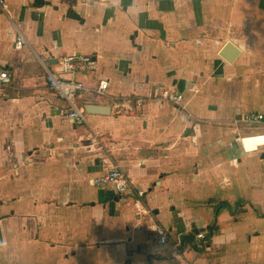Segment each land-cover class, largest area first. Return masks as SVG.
<instances>
[{
    "label": "crops",
    "instance_id": "1",
    "mask_svg": "<svg viewBox=\"0 0 264 264\" xmlns=\"http://www.w3.org/2000/svg\"><path fill=\"white\" fill-rule=\"evenodd\" d=\"M4 2L0 67L16 88L0 90V264H264V146L238 143L264 134L242 116L264 115V0ZM229 44L240 50L232 62ZM73 53L97 61L78 79L109 83L79 100L94 106L87 120L109 158L82 149L48 89L47 70ZM161 85L183 107L117 113ZM109 165L135 190L94 186ZM139 191L146 212L135 210Z\"/></svg>",
    "mask_w": 264,
    "mask_h": 264
},
{
    "label": "built area",
    "instance_id": "2",
    "mask_svg": "<svg viewBox=\"0 0 264 264\" xmlns=\"http://www.w3.org/2000/svg\"><path fill=\"white\" fill-rule=\"evenodd\" d=\"M4 0H0V6L4 7ZM27 44V40L23 35L16 37V48L21 50ZM97 67V61L90 55L73 53L66 55L58 60V69L47 70L46 78L48 89L51 92L58 94L64 99L68 105L65 112L66 119L74 126V135L77 142L82 145V149L87 152H100L109 158V149L104 146L105 141L103 135L94 130L87 120V111L84 104L80 103L83 96L89 93L104 96L108 90V81L102 80L99 82L98 88L89 87L86 82L81 81L76 76L78 73L88 74ZM0 73L5 74L4 79H0V90L14 89L13 75L5 68L0 67ZM146 101L149 102H166L178 107H183L184 98L180 92L173 91L167 86H157L148 98L143 97H127L122 102H117L115 105L118 114L126 111L131 115L138 113V108ZM245 122H264L263 114L245 113L242 115ZM47 145L45 150H50ZM142 165V164H140ZM92 184L96 187L114 186L117 193L126 194L135 190V182L130 178L118 165H109L108 172L100 177L94 178ZM144 192H137V201L135 210L137 212H146V205L143 200ZM169 232L158 226L156 230V238L159 244L166 245L170 242ZM196 237L200 240L207 241L209 235L206 232H198ZM234 233L229 234L230 239H234Z\"/></svg>",
    "mask_w": 264,
    "mask_h": 264
},
{
    "label": "clouds",
    "instance_id": "3",
    "mask_svg": "<svg viewBox=\"0 0 264 264\" xmlns=\"http://www.w3.org/2000/svg\"><path fill=\"white\" fill-rule=\"evenodd\" d=\"M114 2H117V0H114ZM4 78L5 74L0 73V79ZM238 143L241 145L243 151L246 153L257 151L261 146H264V134L249 137H241L239 138Z\"/></svg>",
    "mask_w": 264,
    "mask_h": 264
},
{
    "label": "water",
    "instance_id": "4",
    "mask_svg": "<svg viewBox=\"0 0 264 264\" xmlns=\"http://www.w3.org/2000/svg\"><path fill=\"white\" fill-rule=\"evenodd\" d=\"M228 49H229V51L230 52H232V51H235V55L232 57L231 56V58H229V59H225L224 58V56L221 54V56H223L222 58H224L226 61L227 60H229V61H233V59L240 53V50L238 49V48H236L235 46H233V44H229V45H227L226 47H225V49H224V51L226 52V50H227V52H228ZM93 107L94 106H89L88 107V105H87V107L85 108L86 109V111L88 112V114H90V110L92 111V109H93ZM197 233V232H196Z\"/></svg>",
    "mask_w": 264,
    "mask_h": 264
}]
</instances>
